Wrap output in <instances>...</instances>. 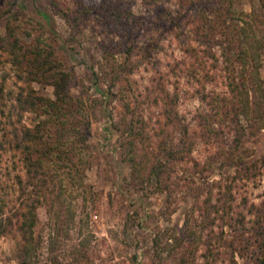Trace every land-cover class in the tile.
<instances>
[{
  "label": "rangeland",
  "instance_id": "rangeland-1",
  "mask_svg": "<svg viewBox=\"0 0 264 264\" xmlns=\"http://www.w3.org/2000/svg\"><path fill=\"white\" fill-rule=\"evenodd\" d=\"M5 1L14 3L0 18V32L8 25L23 45L49 47L70 74V92L88 101L95 99L90 108L88 149L82 154L84 189L68 188L60 196V205L37 207L35 234L40 244L33 264H202L200 248L191 242L183 223L187 215L196 218L191 213L195 187L202 185L205 191L213 181L264 156V101L248 90L249 101L253 97L263 101L260 108L253 109L250 103L248 117L233 109L238 97L228 92L221 57L222 52L228 55L236 80L242 77L249 86L255 69L249 63L242 68L235 60L237 34L239 27H247L248 37L240 38L252 46L261 41L264 50L260 8L264 0H192L193 24L203 26L213 41L209 50L203 47V52L192 40L193 24L177 20V0H117L120 8L132 15L134 25L124 16L117 22L97 11V0H56L59 7L68 10L70 19L75 18L76 27L55 13L49 0H0V4ZM127 46L132 47L128 60L123 50ZM121 62L134 69L121 73L112 88L113 92L120 89L114 97L107 94L106 85L113 68ZM257 65L262 80L264 57ZM190 66L194 77L187 74ZM171 67L175 72L171 73ZM160 75L168 81L165 86L169 91H173L174 77L178 78L176 111L179 124L186 127L184 135L180 125L168 126L162 135L165 140L177 142L184 138L191 143L189 156L197 163L196 168L193 161L176 165L166 176L162 191L154 182L130 176L128 164L121 159L119 132L112 127L113 120L126 115L123 103L139 112L149 126H158L160 107L151 99L139 104L137 94H146L143 87ZM1 76L5 78L4 88H15L12 73L2 58ZM31 85L39 95L52 97L50 85ZM197 89L208 98L201 101L195 93ZM212 96L217 98V104L210 100ZM36 120L34 113L23 114L22 121L28 126ZM144 132L146 138L138 143L137 150L151 154L159 139L148 127ZM237 132L242 136L234 143ZM13 172L9 154L0 155V196ZM263 186V177L259 176L240 185L233 193L236 202L245 198L247 204L259 203ZM189 225L197 230L193 221ZM247 226L236 227L244 237H250ZM155 237L160 242L158 247L153 242ZM231 238L232 230L224 225L222 242ZM235 248L230 264H251L260 255L255 245L246 252L237 245ZM0 262L17 264L8 237L0 238Z\"/></svg>",
  "mask_w": 264,
  "mask_h": 264
},
{
  "label": "trees",
  "instance_id": "trees-1",
  "mask_svg": "<svg viewBox=\"0 0 264 264\" xmlns=\"http://www.w3.org/2000/svg\"><path fill=\"white\" fill-rule=\"evenodd\" d=\"M12 3L14 2L5 1L0 4V18L10 11ZM49 4L67 24L71 27L78 26L75 18L70 19L68 10L59 7L56 0H49ZM260 5L264 21V2H260ZM177 7V20L193 24L194 20L190 14L195 8L193 1L177 0ZM96 8L117 22L120 16H124L131 21V25L136 23L128 11L120 8L117 0H97ZM174 27L175 25L170 26V30ZM247 29H238V50L234 57L242 68L249 63L255 69L254 75V72H251L249 86L242 77L236 80L233 68L230 67L231 59L224 52L221 53L228 92L232 97H238V104L233 109L244 117H248L252 110L250 103L253 109H259L264 101V79H259L257 65L264 57L263 43L259 41L256 46L246 44L240 37H248ZM208 35L203 26L193 24L192 40L202 47V52L203 47L209 50L213 43ZM123 50L128 60L132 47L127 46ZM211 57L214 58L213 55ZM0 58L8 64L15 86L12 90L4 88L5 78L0 77V155L9 154L12 171H15L5 186V192L0 196V238L8 237L12 240V252L17 264H33L40 244V238L35 234L38 222L37 207L49 208L54 203L60 205V196L68 188H78L81 191L84 189L81 167L85 161L82 154L88 149L86 140L89 133L90 108L93 107L95 99L88 101V98L72 94L69 90L70 74L57 62L51 49L47 46L23 45L8 25L3 33L0 32ZM191 67L187 74L194 77ZM133 69L131 65L118 63L106 85L107 94L115 97L120 89L113 92L112 88L121 79V73L124 70L130 73ZM173 72L174 68L171 67V73ZM161 76L163 75L152 78L143 87L146 94H137L141 98L139 104L151 99L153 105L160 107L156 128L149 126L143 116L127 103H123L126 115L118 121H112L113 129L119 132L118 147L121 149V159L128 164L130 176L139 177L145 183L154 182L160 191L166 188L165 178L176 165L193 161V166H197L196 161L189 156L191 143L186 142L184 138L177 142L165 140L162 135L168 126L179 125L182 126L181 132L184 135L186 127L179 124L176 111L178 78L174 77L173 91H169L165 86L168 81H164ZM32 82L50 85L52 97L39 95L32 87ZM248 90L253 91L255 96H260L263 101H260V98L258 101L255 97L249 101ZM195 91L201 101L208 98L203 90ZM210 100L215 104L218 102L213 96ZM24 113L36 115L37 120L33 126L23 123ZM146 127L153 131V136L158 137L159 141L151 154L147 151L140 154L137 145L146 138ZM241 136L242 133L237 132L234 143H238ZM6 173L10 176L9 171ZM257 176L263 177L264 180V156L244 164L233 174L213 181L205 191L202 185L195 187L191 213L196 214V218L187 215L183 223L191 242L197 243L198 249L200 248L199 257L202 264L233 263L236 245L243 252L255 245L260 255L255 257L251 264H264V186L263 199L259 203L247 204L245 198L236 202L233 194L240 185L254 180ZM184 178L190 183L193 182ZM190 221L195 223L197 230L190 225L188 227ZM246 224L250 237H244V233L236 228H244ZM224 225L232 230V238L227 242H222ZM214 230L217 231L216 234ZM153 242L157 247L160 246L158 237H155Z\"/></svg>",
  "mask_w": 264,
  "mask_h": 264
}]
</instances>
